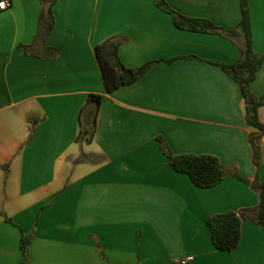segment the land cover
I'll use <instances>...</instances> for the list:
<instances>
[{
  "label": "crops",
  "instance_id": "1",
  "mask_svg": "<svg viewBox=\"0 0 264 264\" xmlns=\"http://www.w3.org/2000/svg\"><path fill=\"white\" fill-rule=\"evenodd\" d=\"M164 1L218 32L177 28L156 0H56L42 45L40 0L0 10V264H22L21 232L30 237L25 264H264L259 225L242 220L232 251L215 249L206 225L211 215L255 208L257 193L230 174L196 187L155 141L264 182V130L247 124L239 85L218 65L241 55L243 38L229 36L240 2ZM247 4L251 47L264 58V0ZM113 36L123 39L125 67L151 64L107 92L94 48ZM250 89L264 95V60ZM89 94L100 96L94 137L80 143ZM257 117L264 126V105ZM84 154L95 162L77 161Z\"/></svg>",
  "mask_w": 264,
  "mask_h": 264
},
{
  "label": "trees",
  "instance_id": "2",
  "mask_svg": "<svg viewBox=\"0 0 264 264\" xmlns=\"http://www.w3.org/2000/svg\"><path fill=\"white\" fill-rule=\"evenodd\" d=\"M56 0H40L42 10L38 20L36 39L44 45L45 38L53 27L51 6ZM240 2V20L236 29L229 32V36L239 35L243 38L240 57L230 64H218L222 70L238 85L245 103V119L248 125L264 130V126L257 117L258 107L264 105V95L256 96L250 89V82L254 79L264 58L256 54L251 47V33L247 0ZM156 4L172 16L173 24L183 30L199 32H218L219 28L211 22L200 18H190L173 11L164 0H156ZM123 39L119 36L107 38L94 48V55L99 67L105 90L111 92L119 87L128 86L139 79L151 63L136 68L125 67L118 59L117 50ZM100 96L89 94L79 115V129L77 142L89 143L94 137L96 113ZM93 103L92 106H89ZM259 134L250 135L248 140L252 148V163L259 166L260 148L257 143ZM159 150L166 156L171 167L186 174L193 185L199 188H209L220 183L227 175L243 181L258 195V204L253 209H240L214 214L207 218L206 225L210 230L211 241L219 251H232L240 239L241 222L248 219L264 230V182L256 176L253 180L242 178L237 173L230 172L216 157L207 154H173L160 137L155 139ZM95 154L81 155L77 161L95 162ZM7 219V218H6ZM7 221H10L7 219ZM30 237L21 232L20 250L25 264L28 260V244Z\"/></svg>",
  "mask_w": 264,
  "mask_h": 264
},
{
  "label": "built area",
  "instance_id": "3",
  "mask_svg": "<svg viewBox=\"0 0 264 264\" xmlns=\"http://www.w3.org/2000/svg\"><path fill=\"white\" fill-rule=\"evenodd\" d=\"M9 0H0V10H4L9 6ZM187 260L189 259V257L186 258Z\"/></svg>",
  "mask_w": 264,
  "mask_h": 264
},
{
  "label": "water",
  "instance_id": "4",
  "mask_svg": "<svg viewBox=\"0 0 264 264\" xmlns=\"http://www.w3.org/2000/svg\"><path fill=\"white\" fill-rule=\"evenodd\" d=\"M244 109H245V106H244Z\"/></svg>",
  "mask_w": 264,
  "mask_h": 264
},
{
  "label": "snow or ice",
  "instance_id": "5",
  "mask_svg": "<svg viewBox=\"0 0 264 264\" xmlns=\"http://www.w3.org/2000/svg\"><path fill=\"white\" fill-rule=\"evenodd\" d=\"M0 6H2V5H0Z\"/></svg>",
  "mask_w": 264,
  "mask_h": 264
}]
</instances>
